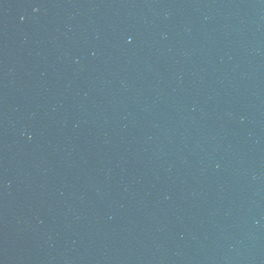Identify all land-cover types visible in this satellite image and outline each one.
Listing matches in <instances>:
<instances>
[{
  "label": "water",
  "instance_id": "1",
  "mask_svg": "<svg viewBox=\"0 0 264 264\" xmlns=\"http://www.w3.org/2000/svg\"><path fill=\"white\" fill-rule=\"evenodd\" d=\"M134 264H264V0H113Z\"/></svg>",
  "mask_w": 264,
  "mask_h": 264
}]
</instances>
